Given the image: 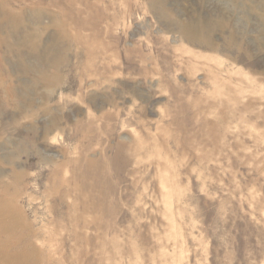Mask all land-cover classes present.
<instances>
[{"label": "rangeland", "instance_id": "1", "mask_svg": "<svg viewBox=\"0 0 264 264\" xmlns=\"http://www.w3.org/2000/svg\"><path fill=\"white\" fill-rule=\"evenodd\" d=\"M0 264H264V0H0Z\"/></svg>", "mask_w": 264, "mask_h": 264}]
</instances>
